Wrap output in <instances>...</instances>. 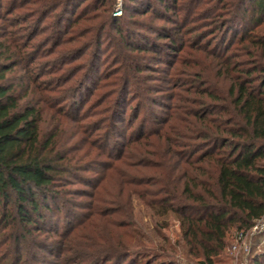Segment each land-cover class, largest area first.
I'll use <instances>...</instances> for the list:
<instances>
[{
	"label": "trees",
	"instance_id": "trees-1",
	"mask_svg": "<svg viewBox=\"0 0 264 264\" xmlns=\"http://www.w3.org/2000/svg\"><path fill=\"white\" fill-rule=\"evenodd\" d=\"M84 1L88 2L83 4ZM93 1H26L38 5L33 11L40 16L34 22L43 21L58 8L72 13L69 27H75L77 35L58 38L55 48L60 51L54 60L59 66L50 67V73L54 74L79 61L71 75L58 76L60 85L70 83L63 94L61 86L56 89V81L43 82L31 71L36 56L35 52H27L31 37L8 28L0 33V229L7 231L2 242L8 245L11 239L17 248L12 262L7 263L173 264L160 258L167 256L170 248L199 264H216V259L230 248L231 237L233 240L237 233L250 229L264 217V0L187 1L193 8L184 11V17L193 16L197 3L206 4V21L214 28L211 31L214 44L213 40H207L206 48H198L207 61L198 64L202 68H192L193 72L187 74H193L195 80L178 82L173 75L170 79H159L160 84L155 86L147 84L150 75L147 71L152 68L140 61L134 66L126 65L122 76L114 77L115 71L101 70L98 60L103 54H99L104 45L102 29L99 32L95 28V35L87 40L88 31L82 32L84 28L76 26L88 20L84 18ZM96 1L106 4L111 0ZM130 1L137 6V0ZM152 2L171 14L183 12L181 6L177 8L179 0ZM152 2L146 8L149 1L145 0V8L139 12L154 9ZM112 22L129 53L159 54L166 49L171 56L185 48L165 29L161 30L159 40L166 38L167 42L133 44L130 36L119 29L120 20ZM181 28L184 27L175 29ZM77 42L79 45H73ZM235 44L237 48L232 49ZM89 50L90 64L87 58L83 60ZM20 60H24L21 68L29 77L25 88L22 86L23 93L17 91L18 82L8 78L20 66ZM80 71L83 73L77 77ZM177 71L174 68V73ZM93 79L96 84L89 98L97 89L108 88L100 100L101 104L107 103L103 108L107 126H97L93 132L80 127L73 137L104 131L96 135L99 139L89 138L82 148L72 149L59 126L67 119L65 108L60 105L54 108V98L49 93L57 91L62 100L73 98L74 103L80 96L86 104L89 98L83 96V87ZM21 80L23 85L24 78ZM132 87L138 90L141 103L127 120ZM180 88L194 93L195 98L182 97ZM151 92L155 93L152 98L155 105L167 109L166 117L154 111L150 117L136 122L146 109L143 100ZM166 94L169 104L157 101ZM24 96L30 98L27 103ZM48 114L59 123L45 136L41 124ZM120 126L126 130L121 131ZM129 131L132 137L125 140ZM113 136L124 139V146ZM131 148L134 151H126ZM93 152H96L93 162H81ZM117 162L124 163L125 168L119 174L122 188L114 193L105 183L117 173ZM95 165L101 169L96 172L99 178L92 176ZM79 183L91 187L92 200L85 207L87 212L80 215L77 211L80 204L74 197L85 195L86 189L75 188ZM104 193L110 197L105 198ZM135 196L154 215L173 214L180 226L179 239L171 243L161 230L153 228L164 241L159 245L144 225L134 223ZM67 217L79 218L70 227L61 228L59 224ZM54 218L58 219L57 225ZM43 234L47 241L41 242ZM41 252L54 260H48ZM9 255L11 252L4 259ZM0 259V264H4L3 257ZM251 264H264V251L251 257Z\"/></svg>",
	"mask_w": 264,
	"mask_h": 264
},
{
	"label": "rangeland",
	"instance_id": "rangeland-1",
	"mask_svg": "<svg viewBox=\"0 0 264 264\" xmlns=\"http://www.w3.org/2000/svg\"><path fill=\"white\" fill-rule=\"evenodd\" d=\"M27 0H0V15L3 17V19H0V33H3V29H7L12 32H19L22 35H28V37L32 38L30 47L28 48V51L30 54L36 53V56H34V63H31L30 66L31 71L35 75V78H40L39 80H42L43 82H50L52 80L56 81V89L61 86L62 94L64 93L63 90L70 85H60L59 77L62 75V78H65L69 75H71L73 72H75V69L77 68V64H79V61H73L69 65H65L63 69L59 70L57 73H50L52 69L50 67L59 66V63L55 62L54 58H56V52L60 51L59 48L56 47V42L58 38L61 35L65 36H72L76 37L77 32L74 33L75 27H69L71 14L65 12V9L63 12H61V8H58L57 10L53 11L52 13H49L45 16V19L40 20V22H34L37 20V18L40 16L39 12H35L33 10H36L38 5H32L27 3ZM137 6L135 7L133 4L134 2H131L130 0H111L109 2H106V4H103L104 2L100 3L99 1L94 0L92 2V6L90 7V11L88 12V15L97 14L100 17L96 19H91V17H88V15L76 26L78 29L84 28L82 32H87L85 35V38L89 40L92 35H95V28L100 32L101 31V40L102 43H104L103 48L99 51L100 55L98 63L100 64L101 70H108L111 72H116L114 74V77H117L116 75H120L126 65L128 66L130 63L133 64V66L138 63V61L141 62L142 65L145 66V64L149 65L150 68H152V71L149 72V79L147 81V84L149 85H158L160 84L159 79L163 78H172L174 75V79H179L178 82H186V80H195L193 78V74L191 76H188L187 74L192 73L193 69H200L202 68L199 63L204 64L206 63V56L205 54L198 49L200 48H206V41L213 40L214 44V38L212 37L211 31L214 29L213 27L209 26V21H206V4L198 5L197 3L195 5V13L192 15L186 14L184 17V11H189L193 7L191 5H187V1L190 0H179V7L183 8V12L179 13H173L166 12V9L164 7L159 6L158 3H154L151 0H148L149 3L146 5V8L150 6L149 4L152 2V5L154 6V9H150L148 13L143 11L139 12L141 9L143 10L145 0H137ZM147 1V0H146ZM193 1V0H191ZM205 1V0H203ZM88 1H84L83 4H86ZM82 4V5H83ZM81 5V6H82ZM105 5V6H104ZM194 6V5H193ZM199 6V7H197ZM131 7V8H130ZM197 7V9H196ZM30 8V9H29ZM83 7L79 8V11L82 10ZM130 8V9H129ZM139 8L138 11H136ZM128 9V10H127ZM199 9V10H198ZM109 10V11H108ZM42 11V10H40ZM78 11V12H79ZM193 11V12H194ZM55 12V13H54ZM58 12V13H56ZM59 12H61V16L58 15ZM53 14V15H52ZM199 14V15H198ZM57 15V16H56ZM196 15H198L196 17ZM55 16V18L53 17ZM63 16H65L63 18ZM173 18V21L170 18ZM63 19V21H62ZM118 19L121 22L120 28L122 29L129 37L130 41L133 44H151V42H167L168 39H161L159 40V34L161 33L162 29H165L167 32L173 33L174 37L178 38V41L181 44H185L184 50L179 52V54L174 55H168L166 49H163L159 54L155 52H149V53H129V51L126 49L123 40L119 37L116 27L114 26L112 20ZM57 20V21H56ZM29 22H32L30 25ZM13 24V26H12ZM29 24V25H28ZM183 26L184 28H181L180 30L175 29L176 27L179 28ZM186 25V26H184ZM188 29L187 35L184 36V31ZM68 31L67 33H64L65 31ZM221 33V32H220ZM219 33V34H220ZM142 39L144 41H142ZM54 41V42H53ZM189 42H192L191 45H187ZM75 46L79 45V42L73 43ZM179 44V43H178ZM195 44V45H194ZM237 44L232 45L231 48H237ZM56 51L51 54L52 50ZM90 56V57H89ZM87 58V62L89 63V59H91V52L90 50L87 51L86 56L83 58L85 60ZM181 59V62H180ZM177 60V61H176ZM120 61L122 63H120ZM53 64V65H52ZM196 64V65H194ZM25 62L24 60H20V66L16 69H14L11 73H9L8 78L10 80H13L14 82H18L17 91L23 93L25 90V86L27 85V81L29 77L26 74V71L21 68V66H24ZM174 68L178 69L177 73H174ZM99 69V68H97ZM100 70V69H99ZM206 70V69H205ZM83 71H80L77 73V77H79ZM122 76V75H120ZM203 77H206V74L203 75ZM24 78L23 85L20 84L22 82L21 79ZM197 81V80H196ZM96 84V79L91 80L89 83L86 84V86L83 87L84 89V95H87L89 98V93L92 89H94ZM181 84V83H180ZM197 85V84H196ZM24 86V88L22 87ZM59 90V89H57ZM108 90V88L103 87L96 90V94L91 96L87 103L84 104L81 102L80 96L77 98V103H74V99L70 98L65 100H62L63 98L56 93L57 91H52L49 94L54 98V108L56 106L65 108L67 114V119H63L65 123H62L60 126V130L62 131L61 134L63 138H65L66 143L72 147V149L82 148L89 138H96V135L103 134V129L100 131H96L93 135H87L86 133H79L77 136L73 137L75 134L74 132L79 129L80 127H84L88 130L93 132L97 126H107V122L105 121V118H107L106 114L103 112L104 106H106L105 103H100L102 100V96L104 92ZM178 90V88H177ZM31 91V88H30ZM61 94V95H62ZM73 96L76 95V92L72 93ZM180 95L182 97H194V93H188L187 90L180 88ZM60 96V97H57ZM155 96L154 92H151L147 95L146 99L143 100V104L146 106V109H143L140 112L139 118L136 122H140L141 118L144 117H150V113H153L156 111L159 113L162 117H166L167 109L160 107L158 105H155V101H153L152 98ZM164 97H160L157 101L161 104H169V97L168 95H163ZM139 97V92L136 88H131V94L128 98V104H129V111L126 115L127 120L129 118L133 117V111L135 108L139 107V104L141 103V99ZM24 102L27 103L30 99L29 97L24 96ZM49 114H52L51 111L48 112ZM45 116V120L42 122V133L43 135L47 136L50 133V130H54L58 126V121L53 120L50 115ZM183 118H186V115H182ZM182 118V117H181ZM180 120V117L179 119ZM178 124V122H177ZM122 129L121 131H125L126 128L124 126H120ZM86 134V135H85ZM118 139V141L124 146V139L119 138L117 136H113ZM132 135L130 134V131L128 132L127 138L125 140H130ZM99 139V138H96ZM92 140V139H91ZM117 141V142H118ZM119 146V143H118ZM88 147V146H87ZM128 152H132L134 150L129 149L126 150ZM97 152V151H96ZM96 152H93L89 157L82 160V163L90 162L92 160L96 159ZM101 160V158L99 159ZM93 162V161H92ZM118 165V171L115 175H112L110 177V180L105 183V186L107 189L111 192H119L121 190V184H120V176L121 172H123L125 165L124 163H115ZM97 171L101 172L100 167L96 166L94 167V170L92 171V176H96L95 178H99L100 175H96ZM87 174V173H82ZM107 184V185H106ZM88 186V187H87ZM75 188H81L86 189L84 191L86 194L74 197L76 202L80 204V206L83 207V209H78L77 211L80 215V213L85 214L87 212V209L85 208L91 203V195L90 190L91 187L89 185H86V183H79L75 185ZM83 192V191H80ZM79 192V194H80ZM89 193V194H88ZM105 198H109L110 195L107 193H104ZM82 210V211H80ZM134 223L138 222L144 225L145 229L150 233L151 237L154 238L155 242L157 244H163L164 241L161 237L158 236V233L156 230H161V233L165 236L169 237L170 242L174 243L176 240L180 237V226L179 222L176 219V217L173 214H169L167 216H157L153 214V211L146 206L138 197H134ZM79 217H67L63 218L62 222L59 224L61 228H68L71 226L74 219ZM56 218L53 219L55 222ZM97 220H94L93 222H96ZM56 223V222H55ZM57 225V223H56ZM89 226V229L91 230L93 228ZM155 228V229H153ZM256 232V231H255ZM7 231L0 229V257H3V261L6 264L8 261L12 262V257L15 254V251L17 252V248L13 247V242L11 239L8 241V245L4 244L3 239L6 238ZM239 234L237 233L236 237L231 240L230 238V248H228L226 251L222 253L220 257L216 259V264H251V257L253 258L256 254H259L264 251V229L261 231H257L253 234H248L246 238L243 239L244 242L238 240ZM9 237V236H8ZM13 239V236H11ZM10 237V238H11ZM46 237L45 234L41 235L40 241H47L44 240ZM244 243L249 246L250 251L248 253H245V250L242 245ZM44 244V243H43ZM159 251V250H158ZM7 252H11V255H9L8 259H4L6 257L5 255ZM4 253V255H3ZM166 253L167 256L160 257L161 260H164L168 263L173 264H199L197 261L189 260L185 256H180V253L175 250H172L170 248L167 249ZM40 254H43L46 256V258L50 261L54 260L52 257H48L45 252H41ZM11 258V259H10ZM52 258V259H51ZM1 260V259H0ZM10 263V262H9ZM27 264H33V262H26ZM8 264V263H7ZM19 264V263H17ZM48 264V263H45ZM50 264V263H49Z\"/></svg>",
	"mask_w": 264,
	"mask_h": 264
},
{
	"label": "built area",
	"instance_id": "built-area-1",
	"mask_svg": "<svg viewBox=\"0 0 264 264\" xmlns=\"http://www.w3.org/2000/svg\"><path fill=\"white\" fill-rule=\"evenodd\" d=\"M262 229H264V217H262L261 219L257 220L255 222V224L248 230L245 231H241L239 234V239L240 241L244 242L243 239L246 238L248 236V234H253L256 233L257 231H261ZM256 231V232H255ZM245 253H248L250 251L249 246H247L245 243L244 245H242Z\"/></svg>",
	"mask_w": 264,
	"mask_h": 264
}]
</instances>
